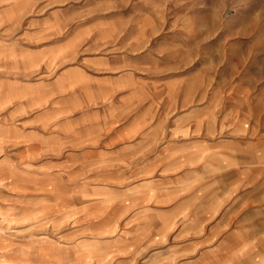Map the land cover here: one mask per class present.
I'll return each mask as SVG.
<instances>
[{"label": "rangeland", "instance_id": "obj_1", "mask_svg": "<svg viewBox=\"0 0 264 264\" xmlns=\"http://www.w3.org/2000/svg\"><path fill=\"white\" fill-rule=\"evenodd\" d=\"M2 122L0 264H264V0H0Z\"/></svg>", "mask_w": 264, "mask_h": 264}, {"label": "crops", "instance_id": "obj_2", "mask_svg": "<svg viewBox=\"0 0 264 264\" xmlns=\"http://www.w3.org/2000/svg\"><path fill=\"white\" fill-rule=\"evenodd\" d=\"M1 125H2L1 129H2L3 137L0 139V141H1L0 143L2 146H5L4 144L6 142L8 143L11 140V138L8 137V135H6L7 133L10 134L9 133L10 131H13L16 129H19L22 132L25 131V128H22V127L11 128L9 126L4 125L3 122L1 123ZM4 133H6V134H4ZM39 137H40V143H44V144L47 143V144L53 145V151H57L59 145L63 144L64 141L67 144L70 142V137H68V135L66 133L64 134V133H59V132H53V133L39 132ZM19 141H22V140H19ZM74 154H75L74 150L68 151L65 153V155L63 157L51 158V159H49L48 162H43L45 164L39 165V166H45L48 164H52V166L55 169H53L51 173H53L57 178L58 177L74 178V174H73V171H75ZM19 155L21 156V154H19V151H18L16 159L21 160V162H16L15 165L25 166L27 162H25V159L20 158ZM0 165H2V166L10 165L9 160L6 158L0 159ZM33 165H38V164H36V162H35V163H33ZM83 178H86V176H83Z\"/></svg>", "mask_w": 264, "mask_h": 264}]
</instances>
